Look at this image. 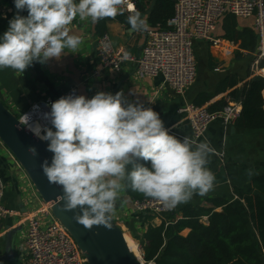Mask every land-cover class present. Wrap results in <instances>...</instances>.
<instances>
[{
	"label": "clouds",
	"instance_id": "9594fccd",
	"mask_svg": "<svg viewBox=\"0 0 264 264\" xmlns=\"http://www.w3.org/2000/svg\"><path fill=\"white\" fill-rule=\"evenodd\" d=\"M14 6L17 13L0 35V69L22 75L34 62L59 59L65 50L78 52L82 40L69 27L77 17L95 24L123 15L126 8L131 31L147 27L128 0H14ZM49 107L50 112L40 113L34 106L39 118L23 114L22 123L47 142L53 155L50 163L42 162V171L62 188L57 197L62 211L79 209L73 219L86 229H111L117 201L127 189L171 210L215 186L208 165L216 150L210 141L170 134L159 113L128 101L122 90L100 91L92 98L69 94ZM28 152L38 156L34 146Z\"/></svg>",
	"mask_w": 264,
	"mask_h": 264
},
{
	"label": "crops",
	"instance_id": "0c3cea01",
	"mask_svg": "<svg viewBox=\"0 0 264 264\" xmlns=\"http://www.w3.org/2000/svg\"><path fill=\"white\" fill-rule=\"evenodd\" d=\"M5 7L8 12H12L13 2L0 0V13ZM143 18L147 20V15ZM236 19L239 30L247 28L255 32L254 51L243 49L240 42L224 36V17L218 22L214 32L215 36L223 40L222 45H213L207 40L195 42L197 79L183 94H178L165 84L162 75L141 77L133 62L125 63L119 72L103 70L100 74H95L94 71L99 67L97 39L100 35L96 33V23L93 24L90 18L81 21L77 17L69 27L70 34L77 35L82 40L78 52L65 50V54L59 59L53 58L45 64L34 62L23 75L12 69H0V100L15 115H19L37 100L61 95L72 86L78 89L79 95L87 98H92L100 91L115 94L122 90L128 101L139 102L159 113L170 134L180 139L184 136L193 138L188 117L186 113L179 112L180 108L189 103L195 104L197 96L203 93L213 95L212 99L204 104L207 106H217L222 99L227 102L229 97L237 99L230 95L234 89L242 87L255 75L264 77V67H260V63L257 69L253 68L258 42L254 18ZM149 28L147 23L144 31L133 32L126 24L111 20L107 32L116 46L126 47L131 53L138 55ZM227 76H235L238 83L225 91H219L221 81ZM237 122L238 119L225 124L221 119H216L199 139H207L216 150L208 165L215 175V186L203 196L194 195L187 203L209 206V199L224 198L237 207L242 220L251 226L245 200L237 192L240 190L246 194H259L253 182L258 177H264V127L244 128ZM174 125L176 127H173ZM0 177L7 183L5 204L14 210L0 226V264H24L27 257V216L30 212L38 210L45 200L25 168L5 144H0ZM187 203L178 205L176 209ZM153 216L150 220L141 216L134 207V200L123 191L121 199L117 201L113 218L123 229L128 242L135 239L141 243L148 225H159L162 222L160 216ZM42 220L47 221V216L43 214ZM14 230L17 231L14 250L10 252L4 237ZM127 234L133 239H129ZM137 242L134 241V244L139 246Z\"/></svg>",
	"mask_w": 264,
	"mask_h": 264
},
{
	"label": "built area",
	"instance_id": "2783aa9c",
	"mask_svg": "<svg viewBox=\"0 0 264 264\" xmlns=\"http://www.w3.org/2000/svg\"><path fill=\"white\" fill-rule=\"evenodd\" d=\"M173 2L174 14L168 20L167 26L150 27L138 55H134L126 47L116 46L108 32L100 35L97 39L99 67L94 73L100 74L103 70L119 72L125 63L133 62L136 65V72L141 77L162 75L165 84L178 94H183L197 79L195 42L207 40L213 45H222L223 40L215 36L214 32L218 22L229 14L239 18H254L259 40L253 68H258L260 60L264 58V0H173ZM128 3H132L137 10L134 1L128 0ZM125 12L129 14L126 8ZM2 13H9L8 9L5 7ZM69 94L79 95L78 89L72 86L61 95L41 98L17 116L22 121L23 114H29L35 121L39 114L34 111V106H39L40 113L50 112V102ZM241 111L242 102L230 97L226 105L219 110H210L207 105L191 103L179 109L180 113H186L193 138L198 139L204 136L209 125L216 119L230 124L239 118ZM40 122L48 123L44 120ZM0 144H4L1 139ZM6 189L7 183L0 177V226L3 220L14 212L5 204ZM134 207L140 213L158 216L176 210L166 209L159 201L151 198L134 200ZM43 214L47 216V221L42 220ZM27 219V257L24 264H89L88 258L68 228L53 214L51 203L44 201L38 210L28 214ZM140 260L142 264L147 262L143 258ZM149 263L155 264L154 261Z\"/></svg>",
	"mask_w": 264,
	"mask_h": 264
},
{
	"label": "trees",
	"instance_id": "16d2710c",
	"mask_svg": "<svg viewBox=\"0 0 264 264\" xmlns=\"http://www.w3.org/2000/svg\"><path fill=\"white\" fill-rule=\"evenodd\" d=\"M13 2V0H10ZM141 14L147 10L153 0H132ZM174 14L172 0H156L147 23L150 27L167 26ZM27 11L25 10V16ZM118 15L115 19H104L96 23L97 35L108 31V23L116 20L127 26V16ZM13 12L0 13V35L8 28ZM236 16L225 17L224 36L240 42V47L254 51L256 34L252 29L239 30ZM264 67V59L260 61ZM238 83L235 76H227L219 85V91H225ZM264 77L255 75L242 87L234 89L230 95L242 102V111L237 124L244 128L258 129L264 127ZM211 94H200L195 99L196 105H204L212 99ZM220 100L217 106H208L210 110H219L226 105ZM30 107V106H29ZM28 107V108H29ZM27 108V109H28ZM26 109V110H27ZM259 194H246L238 190V195L245 200L249 210L251 226L245 223L237 207L224 198L209 199L210 205L187 203L173 212L160 215L159 225L149 224L141 240L143 256L147 262L155 264H263L264 256V177L253 182ZM133 200L146 199L140 193L126 190ZM221 208V211L217 209ZM150 220L156 214L140 213ZM206 218V219H205ZM140 255L141 248L138 246Z\"/></svg>",
	"mask_w": 264,
	"mask_h": 264
},
{
	"label": "water",
	"instance_id": "95a60500",
	"mask_svg": "<svg viewBox=\"0 0 264 264\" xmlns=\"http://www.w3.org/2000/svg\"><path fill=\"white\" fill-rule=\"evenodd\" d=\"M155 2L156 0H153L151 6L142 13L143 17L151 12ZM12 12V18H14L17 13L14 0ZM19 14L25 16V11ZM258 40L259 37L257 36ZM0 139L25 168L42 198L52 204L53 214L68 228L88 258L89 264H142L140 258L130 248L123 229L114 218L111 221V229L104 226H93L89 230L73 219L74 215L79 213V209L62 211L63 202H57V197L63 194L62 188L49 183L41 168L42 162L48 159L50 163L53 155L46 150L47 142L39 140L29 131L18 116L1 100ZM31 146L36 147L38 156L32 157L29 154L28 148ZM16 232V230L11 231L4 237L7 239V249L10 252L14 250ZM262 262L264 264V256L262 257Z\"/></svg>",
	"mask_w": 264,
	"mask_h": 264
},
{
	"label": "rangeland",
	"instance_id": "374dc122",
	"mask_svg": "<svg viewBox=\"0 0 264 264\" xmlns=\"http://www.w3.org/2000/svg\"><path fill=\"white\" fill-rule=\"evenodd\" d=\"M7 148H8V147H7ZM8 149H9V148H8ZM127 236H128V234H127ZM128 238H129V239H133V238H131V237H129V236H128ZM134 241L137 242V240H135V239H134ZM134 241H133V240H129V242H130V246H131V248H132L135 252H137V254L140 255V252H139L138 246H136V245L134 244ZM137 243H138V242H137ZM138 245H139V247L141 248V251H142V256H141V257L144 259V256H143V249H142V244L139 242ZM142 258H141V259H142ZM143 264H152V263L145 262V263H143Z\"/></svg>",
	"mask_w": 264,
	"mask_h": 264
},
{
	"label": "bare ground",
	"instance_id": "6f19581e",
	"mask_svg": "<svg viewBox=\"0 0 264 264\" xmlns=\"http://www.w3.org/2000/svg\"><path fill=\"white\" fill-rule=\"evenodd\" d=\"M132 4V3H131ZM133 5V4H132ZM126 236V235H125ZM126 239H127V237H126ZM127 242H128V239H127ZM128 244H129V242H128ZM129 246H130V244H129ZM130 248H131V246H130ZM132 249V248H131ZM132 251L135 253V255L137 256V257H139L140 259L142 258L141 257V255H139V254H137V252H135L133 249H132Z\"/></svg>",
	"mask_w": 264,
	"mask_h": 264
}]
</instances>
